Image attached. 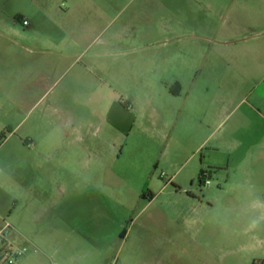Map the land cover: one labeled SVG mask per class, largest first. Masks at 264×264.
I'll return each instance as SVG.
<instances>
[{
	"label": "rangeland",
	"instance_id": "obj_1",
	"mask_svg": "<svg viewBox=\"0 0 264 264\" xmlns=\"http://www.w3.org/2000/svg\"><path fill=\"white\" fill-rule=\"evenodd\" d=\"M104 2L109 13L106 33L90 40L86 34L94 15L77 17L84 23L78 29L79 39L72 40L80 49L72 50V58L59 68L61 51L73 43L60 41L65 34L57 29L56 22L70 20L62 13L65 7L56 0H0V21L7 26L21 16L31 23L36 42L48 36L61 42L56 50L35 49L28 54L20 39L18 46H10L13 38L0 25V34L8 36L7 45L13 48L5 57L6 46L0 47V70L13 74L3 83L14 86L9 95L15 102L0 108V159L15 181L21 180L23 159L28 163L26 179L35 190L31 200L39 197L45 202V231L39 239L59 248L58 256L49 255L50 262L65 264L69 255L65 238L70 234L71 241L84 242L77 256L88 264H264V213L252 212L246 188L225 185L214 177L209 186L177 189L169 185V178L184 161L169 150V140L145 130L148 119L145 128H136L138 137L122 138L118 147L112 143L118 130L103 120L115 101L130 102L136 109L168 106L167 98H156L150 90H162L165 83L172 88L177 80L213 82V76L205 78L202 73H215L224 88H232L248 86L252 73L246 71L252 69L256 84L264 68V36L257 34L264 30V0ZM23 22L19 26L24 35L28 28ZM26 67L44 72L49 90H22ZM187 68L200 72L179 76ZM167 69L169 75H164ZM26 94L29 105L18 106ZM5 96L0 95V103ZM66 117L75 119L80 130L93 122L90 130L96 136L91 144L97 154L79 152L77 164L58 167L57 151L68 153L73 147L72 139L63 135L61 120ZM90 181L105 182L100 190L108 197V217L99 226L101 219L86 224L79 205L75 211L80 219L64 220L66 207L54 205L59 183H76L77 195L84 196ZM185 189L199 198L195 210ZM64 228L67 233L61 236Z\"/></svg>",
	"mask_w": 264,
	"mask_h": 264
},
{
	"label": "crops",
	"instance_id": "obj_2",
	"mask_svg": "<svg viewBox=\"0 0 264 264\" xmlns=\"http://www.w3.org/2000/svg\"><path fill=\"white\" fill-rule=\"evenodd\" d=\"M56 1L65 7L62 13L66 17H70L68 21L64 19L56 22L57 29H61L62 34H65L60 41L79 39L80 32L78 29L84 23V19L80 20L77 17L81 18L83 15L88 17L91 12L95 20L88 22L86 36L94 41L106 33V21L109 15L106 1ZM16 19L17 22L10 26H7V22L4 20L0 21V25L7 28L6 30L10 32L13 38V40L10 39V46H18V42L22 41V48L28 54L35 49L45 52V50H56L61 46V42L57 41L56 36L39 38L36 42V37L32 36L34 29H32L31 23L26 26L28 31L23 35L19 23H22V20H27L21 16H16ZM3 34H0V47L6 46L3 55L10 57V51L13 48L7 45L8 36ZM257 34L264 36V30L257 32ZM246 37L245 40L250 39L249 36ZM254 37L256 36H252V38ZM239 39L244 40L243 38ZM32 40L36 44H33ZM72 42L70 48L65 47L61 51L56 67L60 68L63 60L72 58V53H74L72 50L80 49L79 42L73 40ZM229 42L233 43L234 40H229ZM7 49L9 50L7 51ZM179 72V76L189 77L193 76L195 72L199 73L200 70L187 68ZM248 73H250L249 76L252 73L251 81L248 86L244 87L224 88L215 78V73H202L205 78L213 76V82H209V84L200 80L192 81L191 84H183L177 80L176 85L170 88L169 84L165 83L162 85L164 86L161 88L162 90H158L159 87H157L156 90H150V94L156 93V98L157 95L159 98H167L168 106L159 104L158 107L151 106L150 110L146 106L136 109V106L130 102L115 101L108 115L103 118L108 127H114L118 130V136L112 141L113 146L118 147L122 138L131 137L134 139L138 137L136 128H145V121L148 119L150 125L145 130H151L157 136L169 140V150H173L177 160L184 161L178 171L173 168L174 175L169 178V185H174L177 189L193 188L196 184L209 186L215 177L218 182H223L225 185L246 188V196L250 197L252 212L264 213V68L260 74L262 76L256 84L253 70H247L246 74ZM7 75L13 76L10 71L0 70V95H6L0 103V108L4 104L15 103L9 95L10 89H13L14 86L3 83L5 81L7 83L5 80ZM164 75H169V69L164 71ZM23 76L21 89H26L24 91L35 93V91H47L51 87L45 73H40L37 68L30 71L26 67ZM16 103L18 106L27 107L30 103V95H24ZM61 122L65 129L64 138L72 139L70 144L73 147L69 149L68 153L58 150L59 157L57 158L55 156L57 154H54L53 160L56 163V159H58V167H69L77 164L79 152L88 155L97 154L93 151L91 144L96 136L90 130L93 127L92 121L85 126L87 131L85 129L80 130L73 118L66 117ZM50 160L52 161L51 157H49ZM100 160L103 161V159ZM23 161L24 164L28 165L26 160L23 159ZM45 161L44 157L43 162ZM24 164L21 163V180L15 181L8 166L3 164V160L0 159V235L4 234L18 247L30 249L29 255L21 259L18 264H54L52 260L50 262L48 257L50 254L58 256L59 248L57 246L51 248L39 239V236L45 231V202L39 197H35L34 201L31 200V193L34 194L35 190L34 186H30L26 179L27 165L24 166ZM101 168H104L103 163ZM206 181L211 183L207 185ZM87 183L88 191L84 196L77 195L75 188L78 185L76 183H59L58 196L54 200V205L66 207L64 208L66 211L63 215L64 220L78 219L79 214H76L75 210L80 205L81 210H83L80 218L84 217L82 219L84 223L87 224L91 219H101L97 222L99 226L102 225V220L108 217V197L102 189L100 190L104 187L105 182L104 184L103 181L98 182L99 184L94 181ZM185 191L188 190L185 189ZM239 194L237 192L236 196ZM154 198L155 195L152 199ZM186 200L193 204L194 210L198 207L196 204L199 202V198L193 191H188ZM6 224L10 225L7 230H5ZM59 232L62 236L67 233V230L64 228ZM67 237L65 238V243L68 244L66 251L69 252L66 254L69 253V255L64 260L65 264H88L77 256L81 251L79 245L84 246V242L79 244L71 241L70 234H67Z\"/></svg>",
	"mask_w": 264,
	"mask_h": 264
},
{
	"label": "built area",
	"instance_id": "obj_3",
	"mask_svg": "<svg viewBox=\"0 0 264 264\" xmlns=\"http://www.w3.org/2000/svg\"><path fill=\"white\" fill-rule=\"evenodd\" d=\"M25 26L28 25L27 21H24ZM166 175L163 173L162 178ZM211 182L206 181L209 185ZM10 225L6 224L5 230L9 229ZM30 253L28 247H18L8 240L4 234L0 235V264H18V262L26 257Z\"/></svg>",
	"mask_w": 264,
	"mask_h": 264
},
{
	"label": "trees",
	"instance_id": "obj_4",
	"mask_svg": "<svg viewBox=\"0 0 264 264\" xmlns=\"http://www.w3.org/2000/svg\"><path fill=\"white\" fill-rule=\"evenodd\" d=\"M144 196V195H143ZM152 196V198H153V194L151 195Z\"/></svg>",
	"mask_w": 264,
	"mask_h": 264
}]
</instances>
